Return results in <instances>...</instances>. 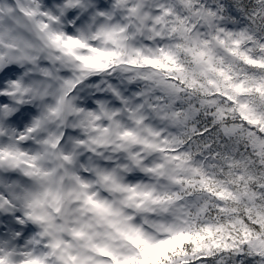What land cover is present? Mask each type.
I'll return each mask as SVG.
<instances>
[{
	"label": "snow or ice",
	"instance_id": "obj_1",
	"mask_svg": "<svg viewBox=\"0 0 264 264\" xmlns=\"http://www.w3.org/2000/svg\"><path fill=\"white\" fill-rule=\"evenodd\" d=\"M0 264H264V0H0Z\"/></svg>",
	"mask_w": 264,
	"mask_h": 264
}]
</instances>
